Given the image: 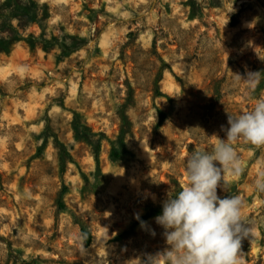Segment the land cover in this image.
Returning <instances> with one entry per match:
<instances>
[{
  "label": "rangeland",
  "instance_id": "rangeland-1",
  "mask_svg": "<svg viewBox=\"0 0 264 264\" xmlns=\"http://www.w3.org/2000/svg\"><path fill=\"white\" fill-rule=\"evenodd\" d=\"M248 72L264 76V0H0V264L163 252L155 218L117 239L182 189L185 157L224 139L228 115L264 100V78L249 94L233 76ZM234 148L245 170L218 195L244 201L241 264H264V146Z\"/></svg>",
  "mask_w": 264,
  "mask_h": 264
},
{
  "label": "clouds",
  "instance_id": "clouds-1",
  "mask_svg": "<svg viewBox=\"0 0 264 264\" xmlns=\"http://www.w3.org/2000/svg\"><path fill=\"white\" fill-rule=\"evenodd\" d=\"M233 76L247 85L249 94L264 78L261 72ZM221 130L225 138L213 134L216 143L211 151L200 148L185 157L186 183L179 191L170 188L162 214L155 217L169 247L146 257L144 264H241L242 241L250 231L242 219L244 201L239 195L221 198L218 188L227 190L225 173L238 179L245 170L234 148L237 142L264 146V100H257L251 111L228 115L227 127L221 126ZM255 190L264 193V171L255 181ZM135 261L141 264L140 259Z\"/></svg>",
  "mask_w": 264,
  "mask_h": 264
},
{
  "label": "trees",
  "instance_id": "trees-1",
  "mask_svg": "<svg viewBox=\"0 0 264 264\" xmlns=\"http://www.w3.org/2000/svg\"><path fill=\"white\" fill-rule=\"evenodd\" d=\"M46 19H48V14L45 13L44 14V20H46ZM36 20H37V17H31L30 23H34V24H38L39 25L38 21H36ZM39 26L41 27V24ZM44 42L47 43V44L51 43L50 41H44ZM165 118H166L165 113L160 111L159 112V122L157 124V128L158 129L165 122ZM123 122H125V119H123ZM122 136H123V134L121 135L120 144L123 147H125L126 145H125V143L123 141ZM55 143L60 148V150L62 151V155L66 154L65 145L58 138L55 139ZM110 145H111V157L114 158V159L120 158L122 156V153L117 148V146L114 145V143H110ZM41 151H42V147L37 150V152H38L37 156L39 154H41ZM97 151H98V149H97ZM96 159H98V154L96 155ZM64 168H65V164H64L63 161H61V172L64 171ZM179 190H181V189H177V191H179ZM58 206H59V208L61 210L65 209V205L61 201V199L58 201ZM161 214H162V207H158V208L150 207V208H148L146 210V212L141 217H139L129 229H127L121 235L118 236L117 240L122 239L126 235L130 234L131 232H133L134 229L137 226H141V222H145L146 223L150 219L155 218L156 216L161 215ZM80 238H81V242H82V244H83V246L85 248H88V247L91 246V244L93 242V237H92L91 231L89 230V228L87 227V225L85 223H81V225H80Z\"/></svg>",
  "mask_w": 264,
  "mask_h": 264
}]
</instances>
